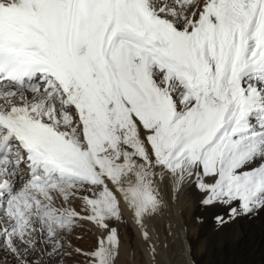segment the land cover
<instances>
[{"label":"snow or ice","instance_id":"obj_1","mask_svg":"<svg viewBox=\"0 0 264 264\" xmlns=\"http://www.w3.org/2000/svg\"><path fill=\"white\" fill-rule=\"evenodd\" d=\"M165 179L220 225L264 212V0H0V252L88 221L115 264L110 222L147 240Z\"/></svg>","mask_w":264,"mask_h":264},{"label":"bare ground","instance_id":"obj_2","mask_svg":"<svg viewBox=\"0 0 264 264\" xmlns=\"http://www.w3.org/2000/svg\"><path fill=\"white\" fill-rule=\"evenodd\" d=\"M159 188L163 205L155 215L144 220V227L148 232L147 240L143 238L141 228L135 223L131 213L126 210L122 212L120 222L133 230L134 237L131 238L130 250H126L125 245H120L116 264H137L134 263L135 258L139 259H136L139 264H145L144 259L148 256L145 250L152 256L155 264H171L170 257L173 254H176L183 264H209L208 260L215 258L232 262L234 256L246 251L257 256L264 252V212L230 220L229 223L234 224V234L231 233L230 238L220 236L218 242L213 245L208 242L203 221L206 217L209 222L217 221L218 215L227 218V209L220 205H203V194L190 184H185L174 192L171 182L165 179ZM79 222L87 224L84 221ZM110 224V227L119 225L116 220ZM90 225L96 233V239L98 230L95 225ZM168 228H172V234ZM123 236L128 241L127 231ZM128 255L131 257L127 258Z\"/></svg>","mask_w":264,"mask_h":264},{"label":"rangeland","instance_id":"obj_3","mask_svg":"<svg viewBox=\"0 0 264 264\" xmlns=\"http://www.w3.org/2000/svg\"><path fill=\"white\" fill-rule=\"evenodd\" d=\"M84 222H86L87 224L85 225L82 222H78L73 232L70 235L65 237V241H64L65 247L61 249L60 254H57L55 256L48 255L47 254L48 250H46L43 245H40L38 247V250L32 257V259L35 261H38V264H45V263L46 264H88V259L84 255V253L90 252L95 247L96 233L94 232V229L91 227L88 221H84ZM116 223L117 225L119 224L118 227L114 225H112V227L117 229L119 241H120L119 247L120 245H125L126 250H130L131 243H132L131 238L134 237L133 230L129 227L123 226L120 220H116ZM203 224L207 231L206 236H207L208 242L213 245H215L218 242L220 236L230 238L231 233H233L232 231H234L233 223L227 222L223 225H220L217 223V221H213V222L207 221V217L204 219ZM83 225L86 227H84ZM131 227L133 226L131 225ZM125 231H127L128 241L123 236ZM172 231L173 230L171 228L169 233L172 234ZM172 241H173V237H172ZM172 241L171 243L173 244ZM76 249H79L80 251L77 252ZM145 253H147L146 255L148 256L146 257L144 256L145 257L144 260L146 261V263L145 261L144 263L145 264H155V261L153 260L152 256L148 253L147 250H145ZM248 253L249 251L248 252L246 251L243 254L238 253L237 256H234V258L232 259V262L226 259L221 260V259H216V258L215 260H208V262L209 264H259L260 262H264V252H261L262 254L258 256L255 254L253 255L251 253L250 254ZM118 254H119V249H118ZM150 256L152 259L150 258ZM128 257H131V255H128L127 258ZM117 258H118V255L115 259V264L117 262ZM136 259L139 260L138 258H135L134 263L139 264V262L136 261ZM170 261H171L170 262L171 264H176V263L183 264V261L181 259L179 260L176 254H173L170 257ZM6 263L15 264V260L11 255L7 254L6 252H0V264H6Z\"/></svg>","mask_w":264,"mask_h":264}]
</instances>
